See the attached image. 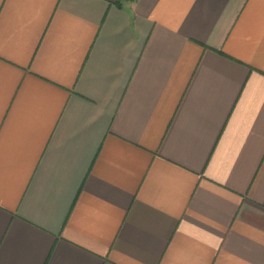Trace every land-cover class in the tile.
Here are the masks:
<instances>
[{
    "label": "crops",
    "instance_id": "obj_1",
    "mask_svg": "<svg viewBox=\"0 0 264 264\" xmlns=\"http://www.w3.org/2000/svg\"><path fill=\"white\" fill-rule=\"evenodd\" d=\"M0 264H264V0H0Z\"/></svg>",
    "mask_w": 264,
    "mask_h": 264
}]
</instances>
